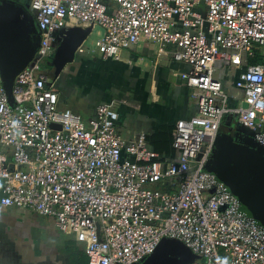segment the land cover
<instances>
[{
	"label": "built area",
	"instance_id": "1",
	"mask_svg": "<svg viewBox=\"0 0 264 264\" xmlns=\"http://www.w3.org/2000/svg\"><path fill=\"white\" fill-rule=\"evenodd\" d=\"M29 12L41 34L35 58L57 67L70 22L103 29L104 58L145 41L188 65L197 114L176 123L173 152L160 156L143 136L122 137L113 105L88 124L61 109L39 61L20 72L12 98L0 71L1 205L51 220L89 264H145L172 242L190 264H264V225L217 169L227 114L264 155V0H29ZM220 61L241 68L234 107Z\"/></svg>",
	"mask_w": 264,
	"mask_h": 264
},
{
	"label": "crops",
	"instance_id": "2",
	"mask_svg": "<svg viewBox=\"0 0 264 264\" xmlns=\"http://www.w3.org/2000/svg\"><path fill=\"white\" fill-rule=\"evenodd\" d=\"M29 17H20L17 22L24 31L33 32L36 23ZM71 35L77 41L72 43L76 46L74 64L58 75L53 69L41 67V73L48 76V84L58 92L64 106L91 119L97 118L99 106L115 105L116 109L121 108L118 129L126 141L136 142L143 136L148 149L160 156L171 155V133L176 123L197 114L192 89L183 78L190 67L169 58H159L156 48L145 41L121 51L114 58H104L99 55L104 31L97 26L70 22L58 33V38L64 40ZM42 60L35 58L34 62L41 64ZM219 63L225 64L219 66L220 70H225L224 79L237 78L241 68L228 61ZM233 81H229L230 84ZM228 83L225 93L231 95L230 104L234 107L242 93ZM88 93L90 96L86 97ZM225 128V125L220 127L219 138L230 135L239 143L250 141L248 132L239 126L231 133L223 132ZM165 139L167 145L162 142ZM160 252L156 255L161 256ZM193 259L191 256L187 264ZM0 264L89 263L83 247L61 234L51 220L27 209L4 207L0 203Z\"/></svg>",
	"mask_w": 264,
	"mask_h": 264
},
{
	"label": "water",
	"instance_id": "3",
	"mask_svg": "<svg viewBox=\"0 0 264 264\" xmlns=\"http://www.w3.org/2000/svg\"><path fill=\"white\" fill-rule=\"evenodd\" d=\"M17 15V10L10 7L7 0H0V71L10 98L16 78L33 62L41 42L37 24L33 32L24 31L18 26ZM26 16L32 17L31 13ZM73 42L77 41L71 35L59 44L61 50L56 57L59 65L74 57L76 46ZM217 169L253 213L256 201L264 204V155L261 150L236 142L230 135L220 137ZM257 212V220L264 225V211ZM161 252V256L155 255L145 264H187L191 257L187 249L174 242L163 247Z\"/></svg>",
	"mask_w": 264,
	"mask_h": 264
},
{
	"label": "rangeland",
	"instance_id": "4",
	"mask_svg": "<svg viewBox=\"0 0 264 264\" xmlns=\"http://www.w3.org/2000/svg\"><path fill=\"white\" fill-rule=\"evenodd\" d=\"M28 4H29V0H28ZM26 13H28V11L27 12H25V14ZM33 17V16H32ZM18 21H20L19 19H18ZM33 28H34V30H35V27H34V25H33ZM261 50H263L264 51V49H261ZM101 51H102V49L100 50V54L99 55H102V53H101ZM235 57H238V58H241L240 57V55L239 54H235ZM74 61H75V59H73L72 61H68V62H66V63H64L63 64V66H61V67H57V64L55 63V62H53L52 61V59H50V58H43V60L41 61V66L42 67H48L49 69H53L54 70V72L56 73V75H58L59 74V72L60 71H63V70H65V69H67L68 68V66H70V65H73L74 64ZM31 64V63H30ZM117 64L118 65H120V63H118L117 62ZM220 64H223V63H218V65L217 66H220ZM223 65H225V64H223ZM64 72V71H63ZM66 73V72H65ZM225 75V70H224V72L222 71V70H220L219 71V77H221L222 79H223V83L224 84H226V83H228L229 81H233L234 79H230V78H225L224 79V76ZM51 79V78H50ZM230 86H232L234 89H235V87L232 85V82H231V84H230V82L228 83ZM52 89H54L53 87H51ZM55 90V89H54ZM230 93V92H229ZM88 96H90L89 95V93L86 95V97H88ZM229 96V95H228ZM231 96V95H230ZM230 96H229V104H230ZM88 103V102H87ZM89 105H91L92 103H88ZM68 106V105H67ZM230 106H231V104H230ZM59 107L61 108V109H69L68 107H66V106H64V101H62V100H60V102H59ZM114 108H115V110L117 111V113L118 112H120V110H121V108H117L116 109V106L114 105ZM71 110V109H70ZM74 112V111H73ZM75 113V112H74ZM76 114H78V113H76ZM119 114V113H118ZM79 115V114H78ZM82 117V121L84 122V123H86V124H88L89 123V121H91L92 119H95V117H92L91 119H89V118H85V117H83V116H81ZM118 123H119V119H118V121H117V123H116V128H117V130L119 131L120 129H118ZM223 125H225L226 126V128H225V131H223V132H228V133H231V132H234V130H236L237 129V127L239 126L241 129H243L239 124H238V121H237V115H234V114H227L225 117H224V119H223V122H222V125L221 126H223ZM244 131H247V130H245V129H243ZM120 132V131H119ZM240 132H241V130H240ZM248 132V134H249V138H250V141L247 143V145H249V146H252V147H258V145H257V143L252 139V137L250 136L251 134H250V132L249 131H247ZM246 133V132H245ZM220 134V133H219ZM248 136V135H247ZM122 137H123V135H122ZM124 138V137H123ZM125 139V138H124ZM0 149L1 150H3V147L2 146H0ZM261 207H262V209L263 210H256L255 208L254 209H252V210H255V212H257V211H264V204H262L261 205ZM253 208V207H252ZM251 210V209H250ZM253 213L255 216H256V214L258 213ZM61 233V232H60ZM61 234H63V233H61ZM64 236H68V237H71L72 239H73V237L71 236V235H66V234H63Z\"/></svg>",
	"mask_w": 264,
	"mask_h": 264
},
{
	"label": "flooded vegetation",
	"instance_id": "5",
	"mask_svg": "<svg viewBox=\"0 0 264 264\" xmlns=\"http://www.w3.org/2000/svg\"><path fill=\"white\" fill-rule=\"evenodd\" d=\"M8 1V5L10 7H14L17 10V21L20 17H26L25 12L28 11L29 12V4H28V0H7ZM19 26V25H18ZM20 27V26H19ZM21 28V27H20ZM41 36V34H40ZM41 44V42H40ZM262 203L256 201V203L254 204V207L256 210H263L261 207Z\"/></svg>",
	"mask_w": 264,
	"mask_h": 264
},
{
	"label": "trees",
	"instance_id": "6",
	"mask_svg": "<svg viewBox=\"0 0 264 264\" xmlns=\"http://www.w3.org/2000/svg\"><path fill=\"white\" fill-rule=\"evenodd\" d=\"M168 129H169V128H168ZM154 136H155V135H154ZM158 139H159V137H158ZM166 139H167V138H166ZM166 139H165V140H163L162 142H163L164 144H166V145H167V144H168V143H167V142H168V140H166ZM156 144H157V143H156ZM156 150H160V151H161V149H159V148H157V147H156Z\"/></svg>",
	"mask_w": 264,
	"mask_h": 264
}]
</instances>
